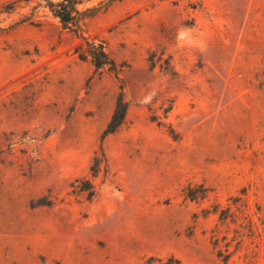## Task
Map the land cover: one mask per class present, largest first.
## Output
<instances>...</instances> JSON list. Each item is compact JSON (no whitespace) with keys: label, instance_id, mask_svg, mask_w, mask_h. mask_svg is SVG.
<instances>
[{"label":"rangeland","instance_id":"1","mask_svg":"<svg viewBox=\"0 0 264 264\" xmlns=\"http://www.w3.org/2000/svg\"><path fill=\"white\" fill-rule=\"evenodd\" d=\"M38 1L0 0V264H264V0H116L97 72Z\"/></svg>","mask_w":264,"mask_h":264},{"label":"trees","instance_id":"2","mask_svg":"<svg viewBox=\"0 0 264 264\" xmlns=\"http://www.w3.org/2000/svg\"><path fill=\"white\" fill-rule=\"evenodd\" d=\"M93 0H40L31 7L30 12L23 14L16 24H31L40 26L44 20L40 19L42 16L52 17L57 19L60 26L64 30L73 32L80 42L76 46V52L81 57H90L95 68V71H102L104 68H108L111 71L117 70V62L111 56L105 41L92 36L87 29V22L89 19L105 11L116 0H101L98 3H91ZM20 8L14 3H10L3 7L0 11L5 13H14ZM129 104L123 98L120 97L116 103L115 109L108 123L107 128L103 133V137H107L115 133L126 119ZM107 155L101 147V155L96 152L92 159L91 172L93 176H96L101 168L102 163L107 164ZM89 182V198L94 196V189L91 180ZM82 188V187H81ZM83 190H87L83 187ZM232 206H228L224 209L225 213L235 214L232 211ZM230 215L223 217L227 219ZM160 264H181V260L171 256L168 259H158Z\"/></svg>","mask_w":264,"mask_h":264}]
</instances>
